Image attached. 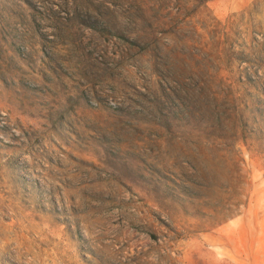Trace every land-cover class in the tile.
I'll use <instances>...</instances> for the list:
<instances>
[{
  "label": "rangeland",
  "instance_id": "obj_1",
  "mask_svg": "<svg viewBox=\"0 0 264 264\" xmlns=\"http://www.w3.org/2000/svg\"><path fill=\"white\" fill-rule=\"evenodd\" d=\"M0 264H264V0H0Z\"/></svg>",
  "mask_w": 264,
  "mask_h": 264
}]
</instances>
